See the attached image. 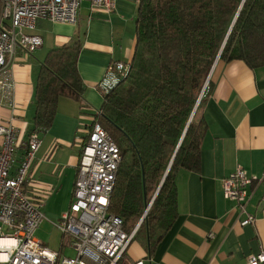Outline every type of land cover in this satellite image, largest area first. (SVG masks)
<instances>
[{"label": "crops", "instance_id": "0c3cea01", "mask_svg": "<svg viewBox=\"0 0 264 264\" xmlns=\"http://www.w3.org/2000/svg\"><path fill=\"white\" fill-rule=\"evenodd\" d=\"M136 8L137 0H113L111 11L84 1L74 24L38 19L34 28L25 32L39 36L41 46L31 53L16 50L8 74L13 103L0 102V123L11 119L19 129V148L11 172L27 148L39 67L53 48L75 41L80 47L76 67L83 95L79 100L58 98L49 128L35 134L39 145L22 183L26 197L55 227L72 201L81 150L103 101L97 84L109 63L118 60L129 64L133 57ZM210 79V90L197 112V119L206 125L199 168L176 173L173 222L150 246L145 231L136 233L125 254L130 261L246 264L250 255L264 251V66L250 68L239 60L219 62ZM238 166L255 177L247 187L246 213H240L223 190V178ZM246 215H252L254 221L241 225ZM140 222L134 228L138 229ZM59 231V250L47 248L62 257L64 236L68 235L75 253L71 235Z\"/></svg>", "mask_w": 264, "mask_h": 264}, {"label": "trees", "instance_id": "16d2710c", "mask_svg": "<svg viewBox=\"0 0 264 264\" xmlns=\"http://www.w3.org/2000/svg\"><path fill=\"white\" fill-rule=\"evenodd\" d=\"M134 33L130 71L102 94L94 122L121 154L108 211L127 233L141 220L136 233L150 246L176 216V173L199 168L206 125L197 112L214 62L264 66V0H137ZM79 49L53 48L39 67L28 138L49 128L59 97H82Z\"/></svg>", "mask_w": 264, "mask_h": 264}, {"label": "built area", "instance_id": "2783aa9c", "mask_svg": "<svg viewBox=\"0 0 264 264\" xmlns=\"http://www.w3.org/2000/svg\"><path fill=\"white\" fill-rule=\"evenodd\" d=\"M88 1L95 8L111 11L113 0H1L0 5V102L13 103L9 70L16 50L33 52L42 44L32 30L38 19L74 24L79 5ZM130 71L122 61L108 64L97 84L101 94L108 93ZM0 264H141L130 261L126 250L137 228L127 233L122 219L108 211L109 198L121 161V154L111 135L98 123L92 124L82 147L72 201L55 225L71 235L75 255L59 257L36 237L44 215L24 194L22 183L38 148L35 134L29 136L20 164L11 172L19 148V129L8 120L0 123ZM259 180V179H258ZM255 177L248 176L238 166L223 178L227 199L236 203L240 213H246L247 187ZM246 215L241 225L252 223ZM246 264H264V251L249 256Z\"/></svg>", "mask_w": 264, "mask_h": 264}, {"label": "rangeland", "instance_id": "374dc122", "mask_svg": "<svg viewBox=\"0 0 264 264\" xmlns=\"http://www.w3.org/2000/svg\"><path fill=\"white\" fill-rule=\"evenodd\" d=\"M56 222V221H54ZM53 221L48 215H45V219L40 227L35 232V237L41 241L46 247L52 250H59L61 242V232L52 224ZM63 256H73L75 253L72 250L71 238L68 235L64 236L63 240Z\"/></svg>", "mask_w": 264, "mask_h": 264}, {"label": "water", "instance_id": "95a60500", "mask_svg": "<svg viewBox=\"0 0 264 264\" xmlns=\"http://www.w3.org/2000/svg\"><path fill=\"white\" fill-rule=\"evenodd\" d=\"M215 64H216V62H214V65H213V67L215 66ZM213 67H212V69H211V72H212V70H213ZM211 72H210V74H211ZM208 78H210V75H209V77ZM207 82H208V80H207ZM207 82H206V84H207ZM206 84H205V86H206ZM205 88V87H204ZM204 88H203V90H204ZM202 97V94H201V96H200V98ZM195 109H196V107H195ZM195 109H194V111H193V113H192V115L190 116V119L192 118V116H193V114H194V112H195ZM168 170V169H167ZM149 207V206H148Z\"/></svg>", "mask_w": 264, "mask_h": 264}, {"label": "bare ground", "instance_id": "6f19581e", "mask_svg": "<svg viewBox=\"0 0 264 264\" xmlns=\"http://www.w3.org/2000/svg\"><path fill=\"white\" fill-rule=\"evenodd\" d=\"M5 243L8 244V242H7L6 240H1V239H0V244H5Z\"/></svg>", "mask_w": 264, "mask_h": 264}]
</instances>
